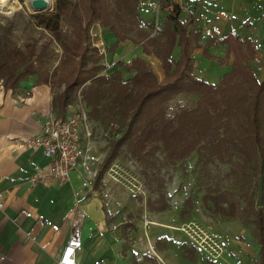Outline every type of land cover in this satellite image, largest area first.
<instances>
[{"label": "trees", "instance_id": "trees-1", "mask_svg": "<svg viewBox=\"0 0 264 264\" xmlns=\"http://www.w3.org/2000/svg\"><path fill=\"white\" fill-rule=\"evenodd\" d=\"M160 3L163 10L166 1L160 0ZM138 5L139 0H56L55 11L34 14L37 23L51 32L61 48L58 64L51 70L39 66L46 46L37 50L33 39L20 47L10 38L11 26L0 24V81L5 88L14 89L29 75L37 74L43 81L50 75L51 82L63 85L53 98L60 114L80 94L92 118L101 123L110 119L120 122L117 135L110 139L107 152L96 169L95 184L118 155L122 144L139 161L146 163L159 148L170 164L196 151L200 170L205 171L206 165L214 160L228 163L230 167L224 176L241 185L245 182L250 185L253 179L257 192L261 174L259 206L255 204L256 199H248L244 206H239L232 191L218 186L207 187L201 199L206 209L226 219L251 214L248 217L259 246V264H264V79L257 81L251 69L241 63L247 53L243 52L239 38L231 33L217 39L227 41L228 48L235 52L231 70L217 83L197 77L193 72L191 49L202 29L187 32L189 21L172 22L171 18H166L167 22L152 33L154 25L143 21ZM177 10L174 5L168 17ZM61 17L69 22L70 33L62 29ZM94 20L114 34L116 40L110 44V49L129 39L141 44L145 53L155 54L162 64L163 79L158 81L141 57L130 63L117 61L126 70H135L128 78H123L118 69L110 75L103 73L105 65L88 43V28ZM245 43L246 52L252 55L253 45L248 40ZM175 44L181 47L177 58L171 57ZM179 93L196 96L195 106L182 107L169 117L167 103ZM143 173L148 179L156 180L155 187L147 186L150 192L157 193L156 197L146 198L148 208L154 211L169 208L168 198L161 190L164 182L155 173L151 176L146 170ZM192 205L191 199L186 197L180 210L182 217ZM186 245L182 242L183 254Z\"/></svg>", "mask_w": 264, "mask_h": 264}, {"label": "crops", "instance_id": "crops-1", "mask_svg": "<svg viewBox=\"0 0 264 264\" xmlns=\"http://www.w3.org/2000/svg\"><path fill=\"white\" fill-rule=\"evenodd\" d=\"M154 1L139 0L138 12L143 21L154 24L157 20L164 25L166 18H171L172 22L189 21L187 32L202 29L191 49L193 72L197 77L217 83L231 70L235 52L228 48L227 41H217L231 33L239 38L243 52L247 53L241 63L251 69L257 81L264 79V0H172L178 7L172 17H168V13L174 7L169 12L165 8L155 12L151 9ZM100 37H107L110 43L116 40L108 29L102 30ZM245 40L253 45L252 55L246 52ZM14 42L20 47L24 45ZM108 47L110 51L102 62L105 65L103 73L108 75L116 69L123 78L134 75V69L126 70L118 65V60L130 63L141 57L154 68L160 63L155 54L145 53L141 44L129 39L120 41L113 50L110 44ZM58 50L61 53L60 46ZM180 51L181 47L175 44L171 57L177 58ZM55 65L45 68L51 70ZM160 70L163 73L162 66ZM62 88V84L51 82L50 75L46 81L39 80L37 74L29 75L14 89L5 88L0 81V264H57V257L70 233V216L75 203L84 213L76 264H208L198 258L196 248L186 241L174 244L173 236H169L173 222L160 220L170 207L161 211L148 208L154 216L152 223L166 222V227L155 225L170 237L166 242L151 234L148 241L131 242V235L135 233L128 218L130 196L122 194L120 184L109 181L103 174L96 184L93 175L92 181L83 185L85 167L81 163L70 170L69 180L64 183L29 180L37 168H46L48 159L41 148L33 147L28 139L40 130L49 112L66 114L69 106L77 101L76 98L70 101L60 114L53 98ZM95 122L102 124L98 120ZM100 145L101 141L91 138L87 169L90 160L96 161L98 167L105 155L106 150L101 151ZM139 236L143 235L139 233ZM182 242L187 244L184 254ZM258 250L257 243L253 255L255 261L258 260L256 264H259ZM220 260L210 261L214 264Z\"/></svg>", "mask_w": 264, "mask_h": 264}, {"label": "rangeland", "instance_id": "rangeland-1", "mask_svg": "<svg viewBox=\"0 0 264 264\" xmlns=\"http://www.w3.org/2000/svg\"><path fill=\"white\" fill-rule=\"evenodd\" d=\"M19 1L21 6L13 14L0 15V24H9L11 26L10 38L20 45L35 39L37 50L41 49L42 46H46L42 64H39L41 69L58 64L60 55L58 44L51 32L39 25L37 19L33 16L37 13L47 14L55 11L56 0H48L46 6L48 9L38 11L28 9L24 0ZM151 9L153 11V8ZM60 25L63 30L70 33L71 26L66 17L60 18ZM100 27L102 30L108 29L101 26L97 20L91 22L88 28V43L96 49L95 53L99 56L100 62H105L104 55H99L98 49L93 43L102 34V30L99 29ZM106 41L109 44L114 43V41L110 43L107 37H105L104 45L107 47L109 44ZM108 51H110L109 47ZM160 64L161 61L156 64V68L151 63L149 64L150 66L148 65L156 75L158 81L164 77V72L161 73L162 71L160 70L162 64ZM195 100L196 96L194 95L179 93L168 101L166 113L169 117H172L182 107L193 108ZM89 119L92 129L91 138L101 141L99 149L103 152L106 150V153L110 139L117 135V131L121 127L120 122L110 119L105 123L99 124L90 115ZM103 157L99 162L97 160V162L100 163ZM149 159V163L139 161L126 148V145L122 144L118 155L103 173L109 181L119 183L120 192L131 198V214L128 215V218L132 226H134L133 231L135 233L131 235V242L137 240L148 241L151 239L150 234L161 237L164 241L170 238L169 236H173L174 244L186 241L191 246H194L198 258L203 263L212 264L210 260L218 258L221 259V262L219 261L214 264H256L258 262V260L255 261L256 258L253 256L256 251L257 242L253 234V224L249 219L251 214H242L236 218L226 219L206 209L201 199L207 187L218 186L219 188H226L232 191L238 205L244 206L248 202V199L249 201L257 199V189L253 179L250 181V185L247 182L243 185L234 183L231 178L224 176L230 164L222 163L218 160L208 163L205 171H202L199 169L200 164L197 161L196 151H192L186 158L176 162V164L166 162L165 154L161 148L154 151L149 156ZM90 161L91 163L88 164L86 171L95 175L97 163L96 161L93 163V160ZM91 169L93 172L89 171ZM143 170L148 171L150 176L152 173H155L159 180L164 182V187L161 190L164 191L165 196L168 198L171 209L168 214L161 216L160 220L173 222L174 227L172 234L169 236L166 232L155 228V225L166 227V222H151L154 220L152 219L154 216L148 212L146 198L149 196L156 197L157 193L150 192L147 186L150 184L155 187L156 180L151 179V177L148 179L144 175ZM101 193L99 194L101 195ZM186 197L191 199L193 205L189 212L182 217L179 212L183 208V201ZM139 233L143 236H139ZM214 255L218 258H214ZM245 255H248V258Z\"/></svg>", "mask_w": 264, "mask_h": 264}, {"label": "built area", "instance_id": "built-area-1", "mask_svg": "<svg viewBox=\"0 0 264 264\" xmlns=\"http://www.w3.org/2000/svg\"><path fill=\"white\" fill-rule=\"evenodd\" d=\"M165 1L164 8L169 12L174 7L173 2L172 0ZM6 2H8L7 5H5ZM6 2L0 1V15H11L21 6L19 0H7ZM151 4L154 11L160 10V0ZM153 25L152 33L161 28V24L157 20ZM99 29L102 30L101 27ZM93 43L97 47L99 55L106 56L108 49L104 45V39L99 37ZM81 98V95L78 94L77 101L69 106L70 111L66 114L57 115L53 111L49 112L45 116L40 130L28 139L33 147L41 148L42 153L48 159L45 169L39 167L30 176L31 182L57 180L59 183H64L69 180L70 170L80 163L85 167L83 172L85 179L82 184L87 185L92 181L93 174L86 171L92 129L87 106ZM83 216V211L75 203L71 210L70 233L57 257V264H76L75 254L81 244Z\"/></svg>", "mask_w": 264, "mask_h": 264}, {"label": "water", "instance_id": "water-1", "mask_svg": "<svg viewBox=\"0 0 264 264\" xmlns=\"http://www.w3.org/2000/svg\"><path fill=\"white\" fill-rule=\"evenodd\" d=\"M31 5L34 8H37L39 10H42L44 7L47 5L46 0H31ZM262 175H259L258 179V192H257V199H256V205L259 206L261 205V198H262Z\"/></svg>", "mask_w": 264, "mask_h": 264}, {"label": "bare ground", "instance_id": "bare-ground-1", "mask_svg": "<svg viewBox=\"0 0 264 264\" xmlns=\"http://www.w3.org/2000/svg\"><path fill=\"white\" fill-rule=\"evenodd\" d=\"M0 1H2V2H6L7 0H0ZM46 1H47V4H48V0H46ZM24 3H25V5H26V7H27L28 9L32 10V11L39 10V9H37V8H34V7L31 5V0H24ZM7 4H8V2L5 3V5H7ZM15 6H16V5H15ZM16 7H17V6H16ZM44 9H46V7L43 8L42 10H44Z\"/></svg>", "mask_w": 264, "mask_h": 264}]
</instances>
